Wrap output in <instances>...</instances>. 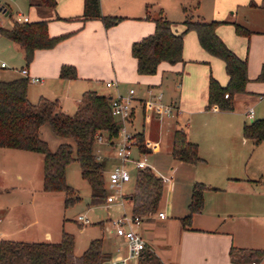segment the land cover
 I'll return each mask as SVG.
<instances>
[{
  "label": "crops",
  "instance_id": "crops-1",
  "mask_svg": "<svg viewBox=\"0 0 264 264\" xmlns=\"http://www.w3.org/2000/svg\"><path fill=\"white\" fill-rule=\"evenodd\" d=\"M97 1L102 15L119 17L121 20L109 28L98 19L77 20L76 18L83 12L85 0H71L67 4L70 10L67 14L57 19H48V35L50 37L64 35V38L50 49L36 50L32 61L24 67L30 76L40 79L39 83H32L34 87L27 88V98L32 103H36L40 97L55 100L62 113L72 116L86 91L110 97L117 92L125 94L128 89L134 88L137 101L134 105V131L136 134H143L145 142L143 144L146 148L144 115L148 105H144L143 101L147 99L149 89L153 93L162 92L163 102L178 107L179 113L172 119H162L158 117V108L149 105L152 107L153 121L162 120L165 123L164 126L168 130L166 141L170 140V146L172 133L176 129H182L188 141L197 145L201 161L191 164L195 168L194 178L188 180V191L185 190L186 187L183 189L180 208L176 214L169 216L170 200L164 219L157 216L159 212H163L158 209L154 215L143 218L138 227H133L134 231L143 238L146 250L154 255L159 264H251L252 260L248 253H240V249L264 251V212L255 214L259 202L254 200L257 195L264 194V141L253 145L252 141L243 137V126L254 120H264V78L257 79L264 64V9L260 8L262 0L228 1L222 6V10L214 0L213 20L223 22L216 27V34L232 52L247 62L249 81L245 93L234 96L233 108L230 111L219 110L216 106L205 108L207 82L211 75L205 69L194 75L182 72L186 62L199 64L214 58L200 47L193 32L184 37L182 63L169 65L162 62L156 73L151 76H141L136 72V61L131 55V45L154 32V23L146 18L147 7L150 3L159 2ZM2 5L8 9L7 5ZM158 11L162 12L160 6L154 14ZM201 16L203 17L202 14ZM234 23L243 26L249 35H237ZM64 65L75 68V79L60 78V68ZM222 65L224 67L223 62ZM216 67L217 72L213 73L212 77L224 86L228 77L225 71L221 70L219 63ZM106 82H113L114 86L106 87ZM250 109L253 111L252 119L246 117ZM137 110L142 117L139 127H136ZM202 114H212L215 117L211 118L212 120L190 121L191 117ZM214 137L219 141L217 142ZM102 147H106L107 151L102 160L105 161L106 168L109 165L112 168L117 161L109 147L96 146L95 153L98 148L101 151ZM141 153L140 150L134 151V157L140 158ZM19 154L25 153H9L10 156ZM165 176L172 177V173ZM130 180L131 175L125 184ZM195 183L206 186L203 201L204 206L210 204L211 207L209 210L213 216L211 226L191 228V225L189 229H184L181 218L188 213L187 207ZM165 185L171 193L174 188L173 177L170 184ZM131 192L124 193L123 190L125 197L123 205H128L129 213L127 197ZM202 211L192 216L194 222ZM11 212L7 215V223L0 229V239L11 240L9 239L11 235L27 233L30 227L37 225L36 221L31 220H25L21 224L19 215L14 217ZM228 216L231 219L226 224L225 217ZM222 224L225 228H222ZM43 233L45 241L25 238L18 241L57 243L61 239L60 235L57 240L56 238L51 240L50 233ZM29 235L36 236L34 231ZM108 241L110 249L105 251L110 254V260L107 264L123 259L126 264H138L139 258L128 257L124 238L114 234ZM263 261L264 256L255 263Z\"/></svg>",
  "mask_w": 264,
  "mask_h": 264
},
{
  "label": "trees",
  "instance_id": "trees-1",
  "mask_svg": "<svg viewBox=\"0 0 264 264\" xmlns=\"http://www.w3.org/2000/svg\"><path fill=\"white\" fill-rule=\"evenodd\" d=\"M29 7L42 12L51 11L56 6L55 0H26ZM198 0L196 5H198ZM264 9V0L260 4ZM8 11V9H7ZM185 31L196 34L200 47L224 63L228 81L221 86L209 75L207 82V103L205 108L216 106L219 110L230 111L237 94L245 93L249 79L247 62L232 52L216 34L220 21H205L201 15L193 19L184 7ZM147 19L154 23V32L133 42L131 55L136 61V72L141 76L154 75L160 63L169 65L182 63L183 33L173 29V23L166 19L161 11ZM85 21L100 20L106 28L116 25L121 18L102 15L97 0H85L82 14L76 18ZM48 19L28 23L12 22L8 28L0 27V36L5 37L21 51L28 65L39 49H50L60 42L63 36L50 37L47 31ZM237 35L248 36L249 32L234 23ZM62 79H75L73 66L60 68ZM264 78V64L258 80ZM29 81L25 77L0 80V148L38 153L43 156L42 190L47 193L62 192L66 195L65 204L76 202L72 197L73 189L66 183V168L76 162L80 176L90 190L89 203H105L108 195L106 163L98 160L95 153L96 136L101 135L108 141L118 137L119 125L110 111L109 97L94 91H86L75 113L68 116L59 109L58 102L40 97L36 103L27 98ZM47 125L51 133L64 140L55 150H50L41 138V128ZM243 137L258 145L264 141V120H254L243 126ZM139 150L143 152V134L135 135ZM171 156L174 160L189 164L201 161L197 145L188 141L182 129H176L171 137ZM160 177L149 168L136 170L134 187L127 197L132 216L141 219L154 215L163 196ZM206 186L195 183L192 187L188 204V213L181 218L182 227H191V218L203 210V191ZM233 252V250H232ZM248 253L252 262L260 260L264 251L242 250ZM110 254L103 248L101 238L93 239L80 255L74 253V236L63 231L57 243L26 242L0 239V264H107ZM138 264H159L152 253L141 252Z\"/></svg>",
  "mask_w": 264,
  "mask_h": 264
},
{
  "label": "rangeland",
  "instance_id": "rangeland-1",
  "mask_svg": "<svg viewBox=\"0 0 264 264\" xmlns=\"http://www.w3.org/2000/svg\"><path fill=\"white\" fill-rule=\"evenodd\" d=\"M1 4L8 6L9 14L3 16L0 13V27L8 28L15 20L17 13L27 16L30 22L39 21L42 19H57L60 16L67 14L70 10L67 7L71 0H55L56 6L52 11L42 12L37 9H32L28 6L26 0H0ZM159 2L157 4L150 3L147 7V14L150 18L157 10L158 6L162 8L163 16L173 23V29L177 33H183L184 37L193 31H185L183 24L185 14L183 8L185 7L188 14L196 19L197 16L203 15L205 21H212L214 19L213 9H215L214 0H154ZM218 7L222 6L228 1L234 0H216ZM222 10V9H221ZM151 21V20H150ZM194 33V32H193ZM207 53V52H206ZM210 55V54H209ZM214 57V56H213ZM222 60L214 57L211 61L207 60L204 63H188L186 62L183 68L184 73H191L194 75L200 73L201 69H205L207 73L211 74L217 72V63L221 65V70H224ZM196 65V66H190ZM27 64L23 59V55L19 49L3 36H0V80H12L22 77L20 69L26 67ZM197 67V68H195ZM184 79V76H183ZM184 82V80H183ZM225 84V83H224ZM34 87L29 83L28 88ZM151 106H147L144 115L145 125V141L147 147L141 153L140 158L144 160L147 168L153 171L159 177L161 175H169L172 173L174 188L170 193L167 185L163 186L164 196L159 202L158 209L163 213H167L168 201H170L169 216L176 214L179 210L181 195L183 189L188 191V180H192L194 175V167L189 163L178 162L171 156L170 140L167 142V128L165 123L161 121L155 122L152 119ZM73 115V113H72ZM215 117L212 114H202L200 116H193L190 121L195 119L212 120ZM142 122L141 113L137 110L136 127ZM175 128V127H174ZM41 138L47 142L50 150H55L59 143L63 142L61 138L55 137L49 127L44 125L41 128ZM216 137H214L215 139ZM217 142L219 139H215ZM143 143L144 140H143ZM220 142L218 146H220ZM136 151L139 150L137 146ZM0 229L5 226L8 220L7 215L12 210V215L16 217L19 215L22 223L25 220L36 221L37 225L29 228L27 233L13 234L9 239L18 241L20 239H34L35 241L44 239V233L51 234V240L59 238L63 231L68 232L74 236V253L76 255L88 247L91 240L101 238L103 240L104 250H109L108 239L114 233H111L110 220L118 218L124 211H128V205H122L119 201L112 204L99 203L91 205L89 203L90 190L87 183L80 176V168L76 162L70 163L66 168V183L70 186L74 193L72 197L79 199L69 205L65 204L66 195L62 192L47 193L42 190V171H43V156L32 152H19L15 150H0ZM5 151V152H3ZM25 153L23 155H12L9 153ZM100 154L105 156L107 154L106 147H102ZM108 165V164H107ZM252 166V162L249 163ZM130 171L131 180L123 187L124 193H129L134 187V177L136 170L133 166L127 165ZM111 169V165L107 166L105 174ZM251 199V198H250ZM204 200V198H203ZM254 200L258 201L255 208V214L264 212V194L257 195ZM210 204L203 206L201 215L196 216L195 222L191 218V228L195 226H211L212 215L209 210ZM173 210L172 212L170 210ZM79 215H84L90 221V224L81 225L77 221ZM23 218H25L23 220ZM226 224L229 223V216L225 217ZM16 223L18 221L16 220ZM101 225H100V224ZM19 224V223H18ZM222 228L225 225L222 224ZM202 228V227H199ZM11 230V229H10ZM34 231L35 237L29 235ZM11 232V231H9ZM58 236V237H57ZM112 248V247H111ZM264 264V261L259 263Z\"/></svg>",
  "mask_w": 264,
  "mask_h": 264
},
{
  "label": "built area",
  "instance_id": "built-area-1",
  "mask_svg": "<svg viewBox=\"0 0 264 264\" xmlns=\"http://www.w3.org/2000/svg\"><path fill=\"white\" fill-rule=\"evenodd\" d=\"M3 9L0 13L4 16L7 8L1 4ZM30 20L27 16L17 13L13 22L16 23H28ZM20 73L25 77L29 83H39L40 79L29 75L28 70L23 68ZM113 82H106V87H113ZM110 111L112 116L116 119L119 129L118 137L115 140L108 141L101 135L96 136L95 145H106L112 150L114 159L117 161L114 166L107 173V190L108 195L106 197V204H112L119 201L124 204L123 185L129 181L130 172L127 165H132L135 170L147 167L146 163L141 158L134 157V151L138 146L134 131V105L137 102L135 98V89H128L127 93H116L109 97ZM144 105H154L158 108V117L162 119H172L179 113L178 107L163 102V93H153L152 90H147V99L143 101ZM246 117L253 118V111L250 109L246 113ZM96 157L98 160L103 159V155L100 154V149L96 150ZM160 179L163 184H170L172 177L161 175ZM157 216L160 219L165 218L163 212H159ZM77 221L81 225L90 224V221L84 215H79ZM142 222V219L138 216L128 215L125 212L114 220H110L111 231L115 236L122 237L126 240L128 257L131 259H138L141 252L146 248V243L143 238L134 231L133 227H138ZM113 264H126L125 259ZM251 264H256L252 262Z\"/></svg>",
  "mask_w": 264,
  "mask_h": 264
},
{
  "label": "water",
  "instance_id": "water-1",
  "mask_svg": "<svg viewBox=\"0 0 264 264\" xmlns=\"http://www.w3.org/2000/svg\"><path fill=\"white\" fill-rule=\"evenodd\" d=\"M3 9L2 6H0V11ZM9 14V11H5L4 16H7Z\"/></svg>",
  "mask_w": 264,
  "mask_h": 264
}]
</instances>
